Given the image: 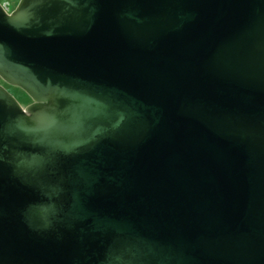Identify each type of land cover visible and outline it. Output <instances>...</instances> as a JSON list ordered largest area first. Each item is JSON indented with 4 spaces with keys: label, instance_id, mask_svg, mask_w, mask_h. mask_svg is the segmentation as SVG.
Here are the masks:
<instances>
[{
    "label": "water",
    "instance_id": "95a60500",
    "mask_svg": "<svg viewBox=\"0 0 264 264\" xmlns=\"http://www.w3.org/2000/svg\"><path fill=\"white\" fill-rule=\"evenodd\" d=\"M0 264H264V0L0 3Z\"/></svg>",
    "mask_w": 264,
    "mask_h": 264
},
{
    "label": "rangeland",
    "instance_id": "374dc122",
    "mask_svg": "<svg viewBox=\"0 0 264 264\" xmlns=\"http://www.w3.org/2000/svg\"><path fill=\"white\" fill-rule=\"evenodd\" d=\"M20 0H0L1 4H7L9 11L14 10L19 4ZM8 92L11 93L22 107H26L30 104V98L20 89L9 87Z\"/></svg>",
    "mask_w": 264,
    "mask_h": 264
},
{
    "label": "flooded vegetation",
    "instance_id": "af4514ba",
    "mask_svg": "<svg viewBox=\"0 0 264 264\" xmlns=\"http://www.w3.org/2000/svg\"><path fill=\"white\" fill-rule=\"evenodd\" d=\"M13 11V10H12ZM12 11H9V7H8V13H11ZM0 84L4 87V88H6L7 90L9 89V87L10 86H8V85H6L4 82H0ZM31 103V102H30Z\"/></svg>",
    "mask_w": 264,
    "mask_h": 264
}]
</instances>
